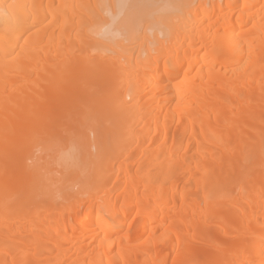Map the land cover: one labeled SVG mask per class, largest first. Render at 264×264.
Here are the masks:
<instances>
[{"label":"bare ground","instance_id":"bare-ground-1","mask_svg":"<svg viewBox=\"0 0 264 264\" xmlns=\"http://www.w3.org/2000/svg\"><path fill=\"white\" fill-rule=\"evenodd\" d=\"M0 264H264V0H0Z\"/></svg>","mask_w":264,"mask_h":264},{"label":"rangeland","instance_id":"rangeland-1","mask_svg":"<svg viewBox=\"0 0 264 264\" xmlns=\"http://www.w3.org/2000/svg\"><path fill=\"white\" fill-rule=\"evenodd\" d=\"M137 22L138 24H140L142 27H143V21L141 19H137ZM146 37V38H144ZM158 37H159V40H160V43L161 42H169L170 38L173 37V34H171L170 32H167V33H162L161 30L158 31ZM139 39V42L143 41L144 39H150V40H153L154 39V34L152 33V31H148V30H138V34H137V38L136 40ZM118 47H116L117 49ZM203 53L204 49L202 48L201 49ZM114 54V52H112ZM153 129V125L151 124L150 125V131ZM55 139V138H59V129L56 131V132H53V134L49 137L48 140H51V139ZM53 139V140H54ZM147 142V141H146ZM67 145L66 144H61L60 147H59V142L58 143H54L52 144V146L49 148L48 146L44 145L43 146V149L45 148V151H41V147H42V144L41 143H37V145L35 146V152L40 155L41 153L46 155L47 157V165L48 167L51 165V171H48L50 174H54L56 175V182L52 183L51 184V188H55V186L57 185V189L59 192H57V197L55 198L54 201H59V200H63V203L65 205H68V203H70L71 199L69 198L71 193L73 192H77L79 189L82 188L83 184H85L86 182V179L85 178H80L78 180L75 179V180H72L73 178H70L71 180L69 179H65L64 178V174L68 171V170H65L63 173L61 172H56L55 169L53 168V158H55L56 156H59V149H64ZM64 147V148H63ZM142 147H140L141 149ZM137 157L135 158H131L128 162L129 163H132V167L134 169V171L136 170L137 168ZM59 173V175L57 174ZM82 179V180H81ZM80 184V185H79ZM81 187V188H80ZM105 190H102L99 194H102ZM68 195H67V194ZM68 199V200H67ZM31 236H28V239H30ZM62 248H68L66 245L62 246ZM36 245H32V244H29V252H35L36 250ZM35 250V251H34ZM52 255V254H50Z\"/></svg>","mask_w":264,"mask_h":264}]
</instances>
